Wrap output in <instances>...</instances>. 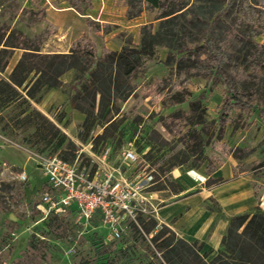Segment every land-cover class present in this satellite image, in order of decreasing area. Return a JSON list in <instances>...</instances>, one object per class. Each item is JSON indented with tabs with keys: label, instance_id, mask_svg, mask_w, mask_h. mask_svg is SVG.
<instances>
[{
	"label": "rangeland",
	"instance_id": "rangeland-1",
	"mask_svg": "<svg viewBox=\"0 0 264 264\" xmlns=\"http://www.w3.org/2000/svg\"><path fill=\"white\" fill-rule=\"evenodd\" d=\"M113 1L111 9L114 12L102 16L112 23L99 22L101 29L93 31L90 27L86 28L84 22L90 13H86L83 18H74L71 14L59 12L68 6L66 0H0V37L11 30L20 31L29 38L44 33L46 24L37 17L36 12L39 8L47 7L56 12L47 14L45 11L44 17L59 26L55 34L46 37L41 53L68 52L70 44L82 32L91 36L98 47L107 43L111 50L118 51L124 45L138 46L140 28L150 22L154 29L157 27L158 21L154 20L156 11L145 10L130 23L116 25L120 20V5H126V1ZM90 17L94 20L99 18L94 15ZM105 27L113 29L111 35H107L108 40L101 33ZM215 32L217 35L221 32L225 38L224 29L216 27ZM256 40L264 42V35L258 36ZM11 54L4 72L0 73L3 79L8 78L22 50L17 48ZM166 56L167 49L163 48L147 62L146 72L130 82L132 86L134 84L132 93L117 101L120 107L117 113L107 107L105 112L99 114L96 109L91 118L93 125L88 131L83 127L85 114L71 105V99L81 85L76 78L79 75L76 69L61 75L59 87L48 89L38 100L30 101L32 109L39 110L66 135L75 146L74 152L90 168H93L95 155L109 146L112 151L110 165L120 169L121 179L126 183L133 185L141 181L146 186L144 193L149 195L153 191L148 190L154 183L165 185V190L156 191L159 196L150 198L147 194L148 201L138 203L137 207L145 208L146 211H139L137 218L139 215H152L151 204L161 207L173 199L170 196L179 189V185L170 171L179 167L193 170L190 164L170 169V158L178 154L182 145L178 135L173 130L169 131L164 124L165 117L177 109L190 115L188 105L183 103L161 109V96L150 92L154 83L170 71L164 62ZM246 73L252 74V70ZM251 83L248 81L247 86ZM185 85L192 90L194 97L202 91H208V97L203 102L206 118L217 127L221 86L217 85L210 91L209 82L199 77L189 79ZM263 93L264 89L261 91L262 96ZM23 107L22 104L13 103L0 109V264H100L104 261L109 264H161L160 254L154 250L151 241L153 234L145 233L139 223L138 230L135 229L129 217L122 223L120 236L114 237L99 215L83 223L77 221L74 210L70 209L64 214L47 211V206L42 203V195L50 189L41 165L54 155L70 159L72 152L66 144L56 148L54 143L46 144L33 138V128L16 121ZM233 117L234 122L224 129L223 137L220 140L214 138L204 153L217 165L219 161L225 160L231 148L239 146L248 149L250 156L240 163L237 161L232 173L236 178L247 176L253 179L251 183L259 203L264 186V117H259L257 112L235 113ZM124 148L134 150L137 155L135 163L125 164L121 161L120 154ZM22 172H25L26 179L20 181ZM209 208L219 209L214 201L209 203ZM257 208L258 205L248 214ZM153 217L158 222L157 229L165 226L160 224L155 213ZM100 241L108 246L109 254L101 253L98 248ZM219 248L203 247V252L212 250L206 258L207 262Z\"/></svg>",
	"mask_w": 264,
	"mask_h": 264
},
{
	"label": "trees",
	"instance_id": "trees-1",
	"mask_svg": "<svg viewBox=\"0 0 264 264\" xmlns=\"http://www.w3.org/2000/svg\"><path fill=\"white\" fill-rule=\"evenodd\" d=\"M125 1L127 20L140 16L145 10L156 11L157 27L154 29L151 22L143 25L138 46L124 45L118 51L105 45L98 47L93 38L84 33L74 40L68 52L41 53L46 37L57 31L56 26L46 21L42 8L36 15L46 24L44 33L29 38L20 31L11 30L7 35L5 32L0 37V73L4 72L13 50L21 49L22 55L8 78L0 77V109L13 103L24 105L16 121L32 127V137L46 144L54 143L56 148L66 144L72 156L60 158L73 162L77 155L74 144L56 124L39 110L32 109L30 101L38 100L48 89L59 87L61 75L76 69L81 85L71 105L85 114L83 127L88 131L93 125L91 118L95 110L102 114L108 107L117 113L120 108L117 101L132 93L134 84L130 82L143 75L147 62L165 48L164 62L170 71L154 83L150 92L161 96V109L186 103L190 110V115H186L177 109L164 119L166 127L178 135L182 145L178 154L171 156L170 169L187 164L194 169L207 163L205 172L215 171L223 161L216 165L204 150L214 138L223 137L224 129L234 122L233 114L257 112L259 117H264V93L261 94L264 89V42L256 40L264 35V0ZM66 2L81 15L92 9L91 0ZM85 22L93 31L101 29L99 23L89 17ZM216 27L224 29L225 38L221 32L216 34ZM107 31L105 27L102 33ZM249 69L255 74H247ZM194 77L206 79L210 91L221 86L217 127L206 118L203 102L208 91L194 97L185 85ZM248 81L252 83L247 86ZM229 154L240 163L250 156V151L236 146ZM165 189V185L154 183L148 191ZM137 222L145 233L153 234L151 241L160 254L161 264H264V211L259 208L252 214L230 217L220 248L208 262L206 258L212 250L203 252L202 242L181 239L165 226L157 229L158 222L151 215H139ZM132 225L138 230L137 224L132 222ZM98 248L102 254H109L108 246L102 241L98 242Z\"/></svg>",
	"mask_w": 264,
	"mask_h": 264
},
{
	"label": "crops",
	"instance_id": "crops-1",
	"mask_svg": "<svg viewBox=\"0 0 264 264\" xmlns=\"http://www.w3.org/2000/svg\"><path fill=\"white\" fill-rule=\"evenodd\" d=\"M64 1L65 0H63V2ZM113 2V0H91L92 9L88 10L86 13H90V16L94 15L99 17L95 19V21L88 16L95 22L110 24L112 21L105 20L102 16L107 12H114L112 11L113 9H111ZM120 7V20L116 25L130 23L132 19L127 20L125 18L127 6L125 3H121ZM44 9L47 11V14L50 11H54L49 10L47 7H44ZM64 9L65 10H59V12H66L68 15L71 14L74 18H83V16H85L68 6ZM45 19L50 24L56 26L58 30L59 25L57 26V24L50 22L47 18ZM85 26L88 28L86 22ZM112 30V28H108L106 33H102L101 31L102 35L105 36V40H108L107 35H109ZM84 33L86 32H82L74 40L80 38ZM105 46L109 48L107 43ZM222 161L223 163L219 168L208 174L205 172L207 163L189 171L184 167H179L170 171L172 177L178 180V193H173L170 196V198L173 199L164 206H158L155 212L156 218L160 224L168 226L175 235L189 242L198 240L203 243V247L205 248H219L230 217L249 213L253 211V208L257 205L259 209L264 211V186L258 203L251 183L253 179L247 176L236 178L233 175L232 171L238 163L229 153L225 160ZM193 176L194 178H192ZM262 185H264V181H262ZM153 195L157 197L159 196V192L154 191L152 192V196ZM211 201H214L219 209L209 208V203Z\"/></svg>",
	"mask_w": 264,
	"mask_h": 264
},
{
	"label": "built area",
	"instance_id": "built-area-1",
	"mask_svg": "<svg viewBox=\"0 0 264 264\" xmlns=\"http://www.w3.org/2000/svg\"><path fill=\"white\" fill-rule=\"evenodd\" d=\"M111 156L109 146L105 147L92 160L93 168L80 160L79 154L73 162L57 155L46 159L41 168L50 189L42 195V203L47 206V211L64 214L71 209L75 211L77 221L83 223L99 215L114 237L120 236L126 217L138 225V212L146 211L137 207L138 203L148 201L149 194L144 193L146 186L141 181L130 185L121 179L120 169L110 165ZM120 159L125 164H131L136 162L137 155L134 150L124 148ZM25 179L26 174L22 172L19 180ZM149 196L152 198V194ZM150 207L153 216L158 206L151 204Z\"/></svg>",
	"mask_w": 264,
	"mask_h": 264
}]
</instances>
